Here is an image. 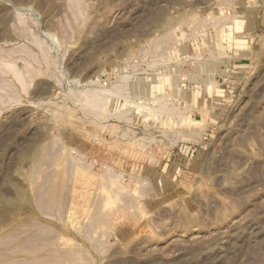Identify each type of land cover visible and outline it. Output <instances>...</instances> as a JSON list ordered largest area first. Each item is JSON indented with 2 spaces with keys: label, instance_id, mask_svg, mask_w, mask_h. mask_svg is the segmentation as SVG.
I'll return each mask as SVG.
<instances>
[{
  "label": "rangeland",
  "instance_id": "1",
  "mask_svg": "<svg viewBox=\"0 0 264 264\" xmlns=\"http://www.w3.org/2000/svg\"><path fill=\"white\" fill-rule=\"evenodd\" d=\"M0 264H264V0H0Z\"/></svg>",
  "mask_w": 264,
  "mask_h": 264
}]
</instances>
